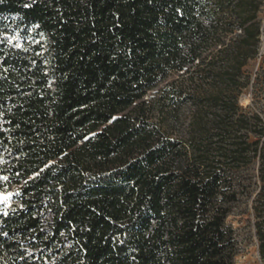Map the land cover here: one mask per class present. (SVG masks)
<instances>
[{
  "label": "trees",
  "instance_id": "1",
  "mask_svg": "<svg viewBox=\"0 0 264 264\" xmlns=\"http://www.w3.org/2000/svg\"><path fill=\"white\" fill-rule=\"evenodd\" d=\"M259 11L0 0V34L22 40L0 38V189L19 202L0 264H233L226 219L247 202L264 264V116L239 100Z\"/></svg>",
  "mask_w": 264,
  "mask_h": 264
},
{
  "label": "rangeland",
  "instance_id": "2",
  "mask_svg": "<svg viewBox=\"0 0 264 264\" xmlns=\"http://www.w3.org/2000/svg\"><path fill=\"white\" fill-rule=\"evenodd\" d=\"M258 1L260 3L258 17L264 28V0ZM6 27L5 31L7 32L1 33L0 38L5 39L14 46H20L22 40L19 35V30L12 29V25H7ZM260 41L256 57L250 60L246 67L251 72L254 80V94H251L250 90H246L239 100L243 107L254 101L255 108L264 116V32ZM254 173L255 175L257 174L256 170ZM254 182L253 192L256 195L260 189V184L256 178ZM16 189L17 186H11L10 188L2 187L0 189V193H7L12 196L6 205L0 204V211L19 204L14 198ZM254 221L255 217L248 202L236 205L226 219L227 224L233 228L237 239L236 255L233 264H263V260L259 254V241L256 236Z\"/></svg>",
  "mask_w": 264,
  "mask_h": 264
},
{
  "label": "snow or ice",
  "instance_id": "3",
  "mask_svg": "<svg viewBox=\"0 0 264 264\" xmlns=\"http://www.w3.org/2000/svg\"><path fill=\"white\" fill-rule=\"evenodd\" d=\"M4 181H7L9 178L8 177H3L2 178ZM12 198L10 194L7 193H0V204H7L8 201ZM5 216L8 215L7 212L4 213Z\"/></svg>",
  "mask_w": 264,
  "mask_h": 264
}]
</instances>
